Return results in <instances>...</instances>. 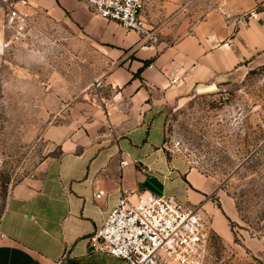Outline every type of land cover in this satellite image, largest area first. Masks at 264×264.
Here are the masks:
<instances>
[{"label":"crops","instance_id":"1","mask_svg":"<svg viewBox=\"0 0 264 264\" xmlns=\"http://www.w3.org/2000/svg\"><path fill=\"white\" fill-rule=\"evenodd\" d=\"M207 2L185 9L201 11ZM213 2L187 35L169 43L93 16L86 1L53 0L50 12L83 27L85 43L112 69L101 78L98 108L85 127L61 141L60 156L40 176L12 190L0 219V264H126L89 250V237L124 191L210 208L209 179L168 153L163 109L191 90L221 86L264 50V0Z\"/></svg>","mask_w":264,"mask_h":264},{"label":"rangeland","instance_id":"2","mask_svg":"<svg viewBox=\"0 0 264 264\" xmlns=\"http://www.w3.org/2000/svg\"><path fill=\"white\" fill-rule=\"evenodd\" d=\"M193 1L144 0L147 28L169 43L187 35L215 5L185 9ZM52 2L0 0V219L12 190L85 127L97 82L112 69L83 27L50 12ZM12 11L23 21L11 23ZM163 110L169 155L210 181L207 264H264V50L221 86L191 90Z\"/></svg>","mask_w":264,"mask_h":264},{"label":"built area","instance_id":"3","mask_svg":"<svg viewBox=\"0 0 264 264\" xmlns=\"http://www.w3.org/2000/svg\"><path fill=\"white\" fill-rule=\"evenodd\" d=\"M86 2L93 16L153 37L143 16L144 0ZM8 18L14 24L23 21L18 11ZM104 194L101 190L95 197ZM3 236L0 229V241ZM209 243V227L199 206L173 195L124 191L103 226L89 237V250L118 257L126 264H207Z\"/></svg>","mask_w":264,"mask_h":264},{"label":"trees","instance_id":"4","mask_svg":"<svg viewBox=\"0 0 264 264\" xmlns=\"http://www.w3.org/2000/svg\"><path fill=\"white\" fill-rule=\"evenodd\" d=\"M149 63H150L149 61L144 62V66H148ZM139 72H141V70Z\"/></svg>","mask_w":264,"mask_h":264}]
</instances>
